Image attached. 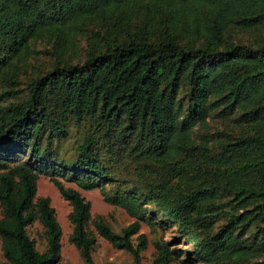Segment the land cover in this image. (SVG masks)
I'll return each instance as SVG.
<instances>
[{"label": "trees", "instance_id": "16d2710c", "mask_svg": "<svg viewBox=\"0 0 264 264\" xmlns=\"http://www.w3.org/2000/svg\"><path fill=\"white\" fill-rule=\"evenodd\" d=\"M38 41L54 64L26 98L0 106L7 264L59 260L62 233L50 200L36 198L39 174L69 202V241L87 264L90 204L52 176L102 190L136 220L119 234L95 224L129 264L147 249L140 222L179 234L153 243V264H264V0H0L2 96L17 94ZM71 136L74 159L58 160L54 145ZM115 160L134 164L132 186L114 174ZM36 222L43 252L26 231ZM182 242L191 248H171Z\"/></svg>", "mask_w": 264, "mask_h": 264}, {"label": "rangeland", "instance_id": "374dc122", "mask_svg": "<svg viewBox=\"0 0 264 264\" xmlns=\"http://www.w3.org/2000/svg\"><path fill=\"white\" fill-rule=\"evenodd\" d=\"M96 27H91L88 31L90 35ZM79 45L81 48L86 46V40L84 38L79 39ZM34 49L33 56L28 60V62L19 68V77L17 84L12 88L17 90V94L12 98H6L1 95V92L7 89L5 82L0 80V106H5L10 103L21 101L27 96V84L35 79L36 77L43 75L48 71L55 60L50 56L49 45L44 41H38L32 45ZM75 62L77 60H74ZM212 129L223 130L226 133V129L221 127L219 123L210 122ZM70 141H62L56 149V155H58V160H65L69 162L74 159V153L72 151V142L75 137L71 136ZM134 164L130 161H119L115 160L113 172L121 183H128L129 186L134 184L136 175L133 171ZM65 188L73 189L77 191L86 202L90 204V220L87 224L86 230L90 236L95 239V245L91 254L92 264H129L131 262V256L124 251L114 249L105 239H103L97 232L95 224L97 222L105 223L114 233L119 234L123 229L132 224L135 219L131 218L124 209L109 205L105 202V195L102 190L84 191L79 189L74 183L65 181L62 177H56ZM108 194L109 187L103 189ZM36 198H48L50 200V206L55 211V216L58 225L61 229V250L59 255V260L56 264H87L81 258L79 252L76 250L73 244L70 243L69 238L72 234L73 227L68 219L69 214L72 211L69 202L64 200L61 196L54 183L51 181V177L39 174L36 181ZM145 208L148 212L157 213L154 218L156 221H163L165 216L162 215L156 208L155 205L150 203ZM140 229L138 234L145 235L147 239V249L141 254L142 264H153L156 251L153 243L155 241H173V238L178 236L176 225H166L163 228L159 226H153L149 222H140ZM27 234L35 243V247L39 252H43L46 246V240L44 236V229L41 224L34 223L26 228ZM137 235L133 236V241ZM185 241V240H184ZM135 242V241H134ZM180 248L183 250H188L191 248V243H175L171 248ZM0 264H7L5 261L0 243ZM172 264H182L180 262H175Z\"/></svg>", "mask_w": 264, "mask_h": 264}]
</instances>
